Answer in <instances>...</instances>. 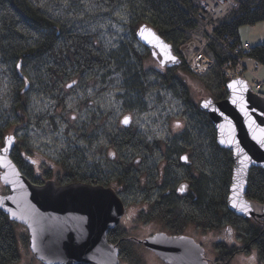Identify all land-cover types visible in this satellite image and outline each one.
I'll return each instance as SVG.
<instances>
[{
    "label": "rangeland",
    "instance_id": "1",
    "mask_svg": "<svg viewBox=\"0 0 264 264\" xmlns=\"http://www.w3.org/2000/svg\"><path fill=\"white\" fill-rule=\"evenodd\" d=\"M150 1L0 0V149L6 135H15L12 159L22 174L33 183L54 180L58 186L89 181L98 170L109 172L113 181L139 169L155 178L158 169L168 170L164 162L186 154L198 199L183 201L185 220L195 208L201 227L212 223L216 231L210 233L223 232L217 242L203 241L208 257L215 259L219 248L231 253V264H264V246L244 253L234 245L241 223L226 208L232 154L216 144L213 125L199 109L203 98L226 94L221 73L197 78L190 69L163 72L156 63L149 70L147 61L153 59L135 33L150 17ZM195 1L200 13L206 2ZM230 2L229 22L247 7L264 5V0ZM239 34L262 45L264 20L242 26ZM203 40L195 35L188 50L203 48ZM263 70L264 64L261 79ZM127 115L132 126L122 125ZM145 177L141 172L136 178L144 182ZM185 180L180 171L179 183ZM8 193L0 181V194ZM5 225L14 228L21 258L2 264H29L23 228L0 211V226Z\"/></svg>",
    "mask_w": 264,
    "mask_h": 264
},
{
    "label": "water",
    "instance_id": "2",
    "mask_svg": "<svg viewBox=\"0 0 264 264\" xmlns=\"http://www.w3.org/2000/svg\"><path fill=\"white\" fill-rule=\"evenodd\" d=\"M135 36L162 67L181 64L175 47L154 27L144 23ZM226 89L227 95L221 100L202 99L199 109L213 123L217 144L233 154L227 208L236 216L264 218V206L256 215L257 207L247 197L250 171L264 169V146L260 143L264 140V98L253 92L243 78L231 80ZM128 118L127 124L122 121L123 126H131L132 119ZM5 142L0 149V181L9 188V194H0V210L29 229L32 254L43 264H118L119 256L108 246L107 234L124 213L119 195L111 188L85 182L58 186L49 180L34 184L11 158L16 137L7 136ZM233 201L237 207H233ZM245 204L248 208L242 211ZM154 241L145 243L152 247ZM191 250L194 248L186 239L163 242V248L156 249L172 264H207L202 250L198 251L202 255L199 259L191 256Z\"/></svg>",
    "mask_w": 264,
    "mask_h": 264
},
{
    "label": "flooded vegetation",
    "instance_id": "3",
    "mask_svg": "<svg viewBox=\"0 0 264 264\" xmlns=\"http://www.w3.org/2000/svg\"><path fill=\"white\" fill-rule=\"evenodd\" d=\"M150 57L153 59L151 53ZM154 63L163 72L166 71L167 68H162L154 59L151 62L147 61L146 65L151 66L149 70H152ZM161 74L163 76V73ZM229 153L231 154V152ZM192 163L188 155L181 154L178 161L174 162L170 160V162H164L163 167H168V170L163 169L161 171L158 169L155 178L146 169H139L138 172L131 171L132 175L130 173L122 174L117 178V181L112 180L109 172L105 174L103 170L97 169L98 171L93 179L89 180L91 185L113 189L119 195L124 205V213L119 220V224L109 229L107 234L108 246L111 245L110 247L119 256L118 264H172L161 254H158L156 249H162L163 242L173 243L179 239L184 241L186 239L191 243L194 250H191L190 254L191 256L195 255L194 258L196 259L202 257L200 252H198L202 250L208 264H231V261H229L230 252L224 254L217 248V250H214L215 259H211L208 257L203 244V241H209V243L211 241L217 242V234L223 235V232L217 234L210 233L209 231H216V228L211 226L212 223H209L206 228L201 227L198 216H195L198 215V210L195 208L192 211L191 217L188 218L186 216L185 220L184 210L182 209L183 201L198 199L196 190L190 185L193 178ZM104 166H106V163ZM180 171L186 178L182 184L179 183ZM141 172H144L146 175L144 182L136 178L137 174ZM123 175L127 176L124 182L121 181L123 180ZM171 185L172 188L170 190L168 187ZM181 186H184L183 192L180 191ZM255 206L257 207L256 215L261 214V205L255 203ZM137 216H140V219L143 220L138 224L135 223ZM232 216L238 223H241L240 226H236L238 238L234 245L244 253L245 251L250 252L255 248L261 249L264 246V218H258L257 216L244 218L233 214ZM17 226L23 228L24 241L28 239L27 244L29 246V229L23 224H18ZM227 227L228 230L232 231L230 224ZM0 233L4 235L2 231ZM152 240L155 241L152 243V247H149L145 242H152ZM231 246L224 244V248L226 249ZM224 255L228 259L225 260V263H221V257ZM31 256V260L37 264H43L32 254V251ZM218 256L221 257L219 258ZM216 257L218 258L216 259Z\"/></svg>",
    "mask_w": 264,
    "mask_h": 264
},
{
    "label": "trees",
    "instance_id": "4",
    "mask_svg": "<svg viewBox=\"0 0 264 264\" xmlns=\"http://www.w3.org/2000/svg\"><path fill=\"white\" fill-rule=\"evenodd\" d=\"M149 5L151 6L149 9L150 17L146 20L142 19L140 25L147 22L148 25L157 30L161 37L169 41L176 50H178L180 45L186 43L191 37V33L200 26L194 0H151ZM233 11L234 9L227 17L218 22L219 26L213 32V39H210L209 31L204 34L208 41L206 45L208 48L205 50V54L214 59L215 68L219 72L223 67L231 65V63L240 58L242 64L247 67V73L254 79L256 76H259L258 68L256 70L257 72H255L256 63L259 65L264 64V43L262 45H252L248 41H243L239 30L242 26L250 24L256 25L263 21L264 5L261 8L257 5L247 7L239 13L238 17L229 22ZM50 41H46L47 45ZM177 69L182 71V65ZM245 75L246 72L243 76L248 79ZM221 78L223 79L222 83L224 85L225 78L222 76ZM261 80L264 81L263 78ZM259 93L264 96V88ZM224 96L222 95L219 99ZM229 173L231 175V170ZM251 175L247 197H250L257 205H264V169L257 168ZM82 182L90 183L88 180ZM5 218L7 217L5 216ZM7 224H10V222ZM6 226H0V231L4 234L2 235L0 233V240L3 242V246L0 249V264L5 259L15 262L21 258L19 253L21 250L17 247L19 239H15V235L13 234L15 232L14 228H12V225ZM25 243H28V239ZM230 256H232L231 253ZM221 259L222 261L225 260L224 257H221ZM34 262L30 260L29 264H34Z\"/></svg>",
    "mask_w": 264,
    "mask_h": 264
},
{
    "label": "built area",
    "instance_id": "5",
    "mask_svg": "<svg viewBox=\"0 0 264 264\" xmlns=\"http://www.w3.org/2000/svg\"><path fill=\"white\" fill-rule=\"evenodd\" d=\"M196 3V2H195ZM231 2L230 0H225L224 6L226 9H223V6H217L215 7L214 4L209 5L206 3L201 10V12L198 14L199 16V27L191 33V37L189 40L186 41V43L179 46L181 50V54L184 58H186V62L189 64L191 68H193L194 71L200 72L202 74L209 73L214 65L215 62L211 57H208L205 54V50L208 48L206 45L208 43L206 36H204L205 33L210 32V39H213V32H215L218 29V22L220 19L225 17L229 11H231ZM198 4L196 3V6ZM230 5V6H229ZM220 10V12H219ZM195 35L198 36V39H204L201 42H204L203 48H200V46H196L192 50H188L187 45L195 40ZM200 43V41H197ZM246 71V68L242 64V61L240 58H238L236 61L231 63V65L225 66L223 73L225 77L227 78H233V77H240L243 72ZM254 88L257 90H262L264 88V81L261 80L259 77H255L253 79Z\"/></svg>",
    "mask_w": 264,
    "mask_h": 264
},
{
    "label": "snow or ice",
    "instance_id": "6",
    "mask_svg": "<svg viewBox=\"0 0 264 264\" xmlns=\"http://www.w3.org/2000/svg\"><path fill=\"white\" fill-rule=\"evenodd\" d=\"M17 67H19V65H17ZM229 87H232V85L230 84ZM241 101H242V98H241ZM233 102L235 103V101H233ZM204 107L207 108L208 107V103H205ZM244 107L246 108L247 105H244ZM128 122H129V118L125 117L123 123L127 124ZM177 127H179V125H177ZM262 131H264V130H262ZM221 143H224V141H221ZM260 143L262 144V146H264V140H261ZM245 159H247V156H245ZM180 191L181 192L184 191V186H181ZM233 207H237V203L235 201H233ZM247 208H248V206L245 204V205H243V207H241V210L245 211V210H247ZM228 232H229V235H231V230L230 229L228 230Z\"/></svg>",
    "mask_w": 264,
    "mask_h": 264
},
{
    "label": "bare ground",
    "instance_id": "7",
    "mask_svg": "<svg viewBox=\"0 0 264 264\" xmlns=\"http://www.w3.org/2000/svg\"><path fill=\"white\" fill-rule=\"evenodd\" d=\"M205 2L206 3H213L216 8H217V6L221 5V6H223V9H226V7L224 6L225 0H205ZM219 12H220V10H219Z\"/></svg>",
    "mask_w": 264,
    "mask_h": 264
},
{
    "label": "crops",
    "instance_id": "8",
    "mask_svg": "<svg viewBox=\"0 0 264 264\" xmlns=\"http://www.w3.org/2000/svg\"><path fill=\"white\" fill-rule=\"evenodd\" d=\"M259 74V73H258ZM259 76H261L260 74H259ZM262 78H264V70H263V77Z\"/></svg>",
    "mask_w": 264,
    "mask_h": 264
}]
</instances>
